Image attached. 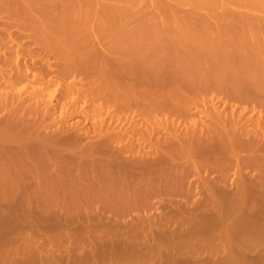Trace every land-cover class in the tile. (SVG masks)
Listing matches in <instances>:
<instances>
[{
    "label": "bare ground",
    "instance_id": "obj_1",
    "mask_svg": "<svg viewBox=\"0 0 264 264\" xmlns=\"http://www.w3.org/2000/svg\"><path fill=\"white\" fill-rule=\"evenodd\" d=\"M1 19L14 21L10 24L17 25L18 32L14 26L16 33L5 24L0 28V105L10 117L19 114L16 117L25 121L20 125L7 115L0 120V252L4 245L17 243L26 227L25 232L48 231L47 236L55 229V237L64 230L59 247L66 246V252L59 248L42 256L38 243L34 241L35 247L31 240L33 232L28 244L32 242L40 255L26 252L27 264H35L37 258L46 264H264V173L244 176L231 189L207 180L198 199L183 187L184 179L158 173L170 192L182 195L183 188L186 192L179 198H161L162 207L152 203L153 207L148 197L155 192V179L153 184L145 180L132 196L126 178L129 164L125 167L123 158L121 164L111 160L109 166L96 165L95 170L94 163L83 161L87 176L90 172L99 185L105 184L104 192L113 189L100 195L120 198L107 199L114 209L106 215L107 208L99 212L90 207L96 198H90L88 190L82 193L78 182L73 188L70 181L75 174L69 173L71 165L79 157L61 151L75 149L81 139L50 138L53 129L49 137L39 132L51 123L52 99L59 90L61 115L70 109L92 115L102 137L95 138V150L124 132L162 147L166 133L176 151L192 157L198 148L195 138L204 136L232 153L250 151L247 163L264 166V153H255L264 152V0H0ZM93 36L109 41L94 40L91 45L88 39ZM96 44L105 49L101 52ZM30 133L38 142L26 141ZM243 133L250 138L243 140ZM15 142L19 145L13 146ZM87 142L91 147L93 141ZM12 146L26 154L9 151ZM51 147L54 162L46 159L48 154L45 158L44 148ZM45 159L48 168L59 163L58 168L46 172ZM27 161L29 169H23ZM142 162L147 167L148 162ZM91 178L86 179L90 184ZM119 188L127 192L122 194ZM137 202L162 209L132 213ZM16 229L20 232L14 237ZM68 241H73L69 248ZM87 242L92 246L87 248Z\"/></svg>",
    "mask_w": 264,
    "mask_h": 264
},
{
    "label": "rangeland",
    "instance_id": "obj_2",
    "mask_svg": "<svg viewBox=\"0 0 264 264\" xmlns=\"http://www.w3.org/2000/svg\"><path fill=\"white\" fill-rule=\"evenodd\" d=\"M5 8H3V9H1V11H3ZM4 12H7V13H5L6 15L8 14V11H6V10H4ZM1 13H3V12H1ZM13 13V12H12ZM3 15V14H2ZM7 19V18H6ZM2 20L3 19H1V21H0V28H2L1 27V25L2 24H5V27H9L10 26V31L13 29L14 30V28H13V26L16 28L17 27V25H14L15 23H14V21L12 22H10L9 20H8V22L6 23V20L4 21V22H2ZM10 23H14V24H10ZM8 24V25H7ZM2 26H4V25H2ZM5 27H3V28H5ZM12 30V31H13ZM16 30H17V32H18V28H16ZM16 30H14V32L16 31ZM16 33V32H15ZM100 36V35H99ZM104 36L105 35H103V36H101V37H103L104 38ZM97 38L98 37H96V39H94V36H93V38L91 37L90 39H88V41L90 40V44L91 45H93L92 44V42H96V41H94V40H97ZM100 38V37H99ZM98 38V40H100ZM103 38H101L102 40H104ZM105 39L106 40H104V41H102V42H105V41H107L109 38H106L105 37ZM93 40V41H92ZM97 40V42L96 43H102V42H99ZM109 41V40H108ZM108 43V42H107ZM95 45V44H94ZM97 45H99L100 46V44H96V46L95 47H99V46H97ZM102 47H103V44H102ZM102 47L100 46V51L102 52ZM105 49V47H103V50ZM98 51H99V49H98ZM1 62V61H0ZM90 74V73H89ZM88 74V75H89ZM88 75H83V76H85L86 77V79L88 80V79H90V76H89V78H87L88 77ZM1 88H2V86L0 85V91H2L1 90ZM57 93V94H56ZM56 93H54V95H53V99H52V101H53V112L54 113H52V115L54 116H52L51 115V123H49L48 125H47V127L46 126H44L46 129H44V127L43 128H41V130L39 131L40 132V134L42 135V136H44V134H46L45 136H47V137H49V135H50V138L53 136V139H56V138H59V140L61 139L60 138V136H62V138H68L67 137V135H70L69 137L70 138H68L69 140L68 141H70V139H73L72 141H74L75 139H77V141L78 140H80L81 139V141H78V142H75V144L76 143H78V144H76V145H74V143H73V145L75 146V149L74 148H72L71 150L69 149V150H64V151H61V152H63L64 154H69V155H72L73 154V156L75 157L76 156V161H75V159H74V163L71 165V169H70V175H73V173H75L76 175H77V173L79 174V172H80V174L79 175H73V176H71V180L70 181H72L71 183H72V185L75 183H77L78 182V184H79V186L76 184V186L78 187V189H80V191L82 190L83 192H85L86 190H88L89 191V188H90V191L88 192V191H86L87 192V195H91L90 196V198L92 197V198H96V199H92V204H93V202H94V204L93 205H95V206H93L92 204H90V207L92 208V209H96V211H103L104 210V208H107V210L105 211V213H106V215H108L109 214V212H110V210H111V208H112V212H113V209H114V207H113V202H111V201H115V200H119V199H117V197L116 198H114L115 196L112 194V197H113V199L114 200H111L112 198H111V195H110V197L108 196L107 198H106V195L103 197V194H106L107 192V195L109 194V191H110V189L108 188V190H107V188H106V190H107V192L105 193L103 190H105V184L104 183H100V185H99V180H97V179H95V177H92V176H90L89 174H90V172H89V174H88V176H87V173H85L86 171H84L85 169H84V166L83 165H85L86 164V161H89V163L90 164H95V166H92V167H94V169L93 170H95V169H97V167H99V166H97L96 167V165H101V167H102V165L104 166V164H108V166H109V163L111 162V160H112V162L111 163H113V161H114V163L116 164H121V161H122V158H123V161L125 162H122V164L124 163V165H125V167L129 164V165H131V163L134 165H132V169H129V165H128V170H129V173L127 174V176L128 177H126L127 178V181H129V194L130 195H132V196H134V194H133V192L134 191H136L138 188H141L140 186H142L143 185V183L145 182V180H148V181H150L152 184H153V180L155 179V181H154V185L153 186H155V192L153 193H150L149 194V203L150 204H159L160 205V203L161 202H159V200L161 199V198H165V197H171V198H179L180 196L182 197V196H184L183 194H185L184 192H186V191H184V188H186V190H187V188H190L191 189V193L190 192H188V194H191L192 195V193L194 194L193 196H192V198H194V199H198V198H200L202 195H203V193H204V190H205V184L207 183L206 181L208 180H215V181H217V183H219V184H221L224 188H226V189H231V188H233L236 184H237V182L239 181V179H241V178H243L244 176H247L248 178H250V177H252L253 175H255V176H258V175H260V174H262V173H264V166H255V165H250L249 163H247V160L245 159L246 157L245 156H248L249 154H251V152L250 151H246V150H238V151H234L233 153L232 152H230V150H229V148H227V147H220V146H216L215 145V143H208V141H206V138L204 137V136H202V137H198V138H195V139H193V141L195 140V142H194V147H196V146H198V148H197V152L195 151V152H193L192 151V157L191 156H188L187 154H185V153H183V152H178V151H176L175 149H174V147L172 146V144L170 143V141H171V138L166 134V133H163V135L161 136V138H162V141H163V144H162V147H160V144L157 146L156 145V143L155 144H153V143H151V141H149V140H144V138H141V136L142 135H140V137H139V134H129V133H127V134H129V135H127L126 134V132H124V134H125V136H122V134L120 133V135H121V137H125V138H122L121 140H120V138L121 137H118V136H120V135H118L117 137L119 138H117V137H113V138H107V139H110V140H106V141H108V142H105V147H104V145H102V146H100V148H98L97 150H95V146L96 145H94V144H96L97 142H96V140H95V138L96 139H98V140H100V138L99 137H101V136H99V134H98V132L96 131V130H98L96 127H98V126H96L97 124H96V122H92V118H91V116H87L86 114L87 113H84V112H82L81 111V109L78 111V110H73V112H72V109H70V111H69V113L71 114V116L67 119V117L70 115L69 113H66V114H63V115H65V117H66V119H65V117L63 116V115H61V110H63V104H62V102H63V99H62V96L60 95V94H62V92H60L59 90L58 91H56ZM57 97H56V96ZM60 95V96H59ZM54 101H56V103L54 102ZM59 101V102H58ZM61 103V104H60ZM57 104V105H56ZM56 106V107H55ZM1 105H0V120L1 119H3V121H5L6 119H8L9 117H10V112H7V111H5L4 109H3V107H2V109H1ZM57 107L59 108V109H57ZM104 109H106V105H105V102H104ZM56 108V109H55ZM55 109V110H54ZM57 110V111H56ZM60 110V112H58ZM4 111V112H3ZM5 112H7L6 114H5ZM77 112H78V114H77ZM79 112H80V114H82L81 116H79ZM57 113H60V114H57ZM72 113H75L74 115L72 114ZM107 113V112H106ZM106 113H104V116L106 115V117L108 118L109 116H108V114H106ZM13 114V113H12ZM14 114H16V113H14ZM69 114V115H68ZM6 115H7V117L8 118H6ZM17 115V114H16ZM16 115L15 116H12V117H10V118H13L14 120L15 119H17V120H15L18 124H20V125H22L23 124V121H25V120H23V117H21V115L19 116V118H17L18 117V115H17V117H16ZM59 115H61L60 117H59ZM85 115V116H84ZM4 116V117H3ZM3 117V118H2ZM16 117V118H15ZM53 117V118H52ZM87 117V118H86ZM88 117H89V119H88ZM4 118H5V120H4ZM21 118H22V120H21ZM55 118V119H54ZM56 118H57V120H56ZM58 118H59V120H58ZM61 118V119H60ZM106 118V119H107ZM26 120H27V118H25ZM64 119H65V121H64ZM94 119V118H93ZM110 118H108L106 121L108 122V120H109ZM18 120H20V121H18ZM2 121V120H1ZM61 121V122H60ZM94 121V120H93ZM21 122V123H20ZM55 122V123H54ZM117 123L119 122V121H116ZM115 121H114V123H116ZM25 123V122H24ZM54 123V124H53ZM113 123V124H114ZM119 124V123H118ZM121 125L123 124V122L122 123H120ZM125 124V123H124ZM116 125V124H115ZM127 125V124H126ZM125 125V126H126ZM52 126V127H51ZM60 126V127H59ZM20 127H22V126H20ZM49 127H51V128H49ZM59 127V128H58ZM95 127V128H94ZM182 128H184L183 127V125L181 126ZM37 126H34L32 129H34V132H36L37 131ZM48 128H49V130H48ZM51 129H53L52 130V132L50 131ZM59 129V130H58ZM31 130V129H30ZM29 130V131H30ZM44 130H46V133H45V131ZM87 130V131H86ZM33 130H31V132H32ZM57 131V133H54V132H56ZM59 131V132H58ZM33 132V133H34ZM43 132V133H42ZM51 132V134H47V133H50ZM96 132V133H95ZM54 133V134H53ZM55 134H57V135H55ZM123 134V135H124ZM27 135V134H26ZM29 135H31V136H28L27 138H29V137H31V139H28V140H26L25 138H26V136H25V140L26 141H31V143L33 142L32 140H34L35 139V136H34V134H33V136H32V133H30ZM66 135V136H65ZM74 135V136H73ZM76 135H78V138H76ZM95 135H97L96 137H95ZM251 135H253V134H251ZM56 136V137H55ZM72 136L74 137V138H72ZM134 138H133V137ZM136 136H138V137H136ZM81 137V138H80ZM126 137H128V138H126ZM253 137V136H252ZM251 137V138H252ZM33 138V139H32ZM102 138V137H101ZM115 138H117V140L115 139ZM142 139V140H139V139ZM241 138L243 139V140H247V139H249L250 138V135H247V134H245V133H243L242 135H241ZM114 139V140H113ZM124 139V140H123ZM129 140V142H128V140ZM130 139H131V142H130ZM112 140V142H110ZM116 140V141H115ZM118 140H120V142L118 141ZM139 140V141H138ZM37 140L35 139V142H36ZM87 141H93V142H90L91 144V147H89V144H87L88 142ZM124 141V142H123ZM125 141H127V142H125ZM140 141H142L143 142V145H142V142H140ZM145 141L146 142H150V144L149 143H147V144H145ZM38 142V141H37ZM88 145L87 147H85L86 146V144ZM96 142V143H95ZM140 142V143H139ZM70 143V142H69ZM82 143V144H81ZM84 143V144H83ZM94 143V144H93ZM13 144V146H18L19 145V143H17V142H15V143H12ZM16 144V145H15ZM35 145H37L36 143H34ZM93 144V145H92ZM151 145V146H149V145ZM11 145V144H10ZM9 145V146H10ZM84 145V147H82ZM131 145H132V147H131ZM145 145V146H144ZM147 145V146H146ZM153 145V146H152ZM155 145V146H154ZM13 146L10 148V149H12V150H9V151H12L13 153L14 152H23L24 150H22L21 148H19V149H21V150H17V148L18 147H16L15 148V150H14V148H13ZM73 146V147H74ZM78 146H80L79 148H83L84 150L85 149H87V148H90V149H88L87 151L85 150L84 152H83V149H82V151H80L79 150V148H78ZM93 147V148H92ZM95 147V148H94ZM112 147V148H111ZM91 148L95 151V153H93L92 151L93 150H91ZM102 148V149H101ZM131 148V149H130ZM41 149V148H40ZM43 149V148H42ZM41 149V150H42ZM44 149H47L48 150V153H46V155H45V158H46V156H47V154L49 155V153H53L54 154V150H52V147L51 148H44ZM100 149V150H99ZM112 149V150H111ZM139 149V150H138ZM47 150H46V152H47ZM74 150V151H73ZM76 150H78V151H76ZM91 150V151H90ZM166 150V151H165ZM168 150V151H167ZM45 151V150H44ZM50 151H53V152H50ZM107 151V152H106ZM11 152V153H12ZM22 152H21V155H22ZM25 152V151H24ZM23 152V154H26V153H24ZM40 152H42L43 154H45V152H43V151H40ZM67 152V153H66ZM75 152V153H74ZM78 152V153H77ZM87 152V153H86ZM97 152V153H96ZM98 152H100V153H98ZM104 152L106 153V154H104ZM108 152H110V153H108ZM15 153V154H16ZM17 153V154H18ZM56 153V152H55ZM90 153H93V154H91V155H89ZM115 153H116V158H115V156H113V155H115ZM118 153V154H117ZM255 153L257 154V155H263V151H261V150H258V151H255ZM102 154H104V155H102ZM107 154H108V156H109V154L111 155V156H107ZM85 155V156H84ZM119 155V156H118ZM27 155H25V157H26ZM44 156V155H43ZM51 156V157H50ZM52 156H54V155H52V154H50L49 156H47V158L46 159H51L52 158ZM120 156H122V157H120ZM193 156L195 157V160L193 159ZM23 157V156H22ZM49 157V158H48ZM91 157V158H90ZM105 157V158H104ZM215 157H217L218 159L217 160H215ZM99 158V159H98ZM113 158V159H112ZM28 159V161H29V159H31L30 157H28L27 158ZM46 159H45V161H46ZM118 159V160H117ZM121 159V160H120ZM190 159H193L194 161H196L197 160V163H195V164H193L194 162H191L190 161ZM92 160V161H91ZM108 160V161H107ZM110 160V161H109ZM26 161V160H25ZM27 161V162H28ZM31 162H32V159L30 160ZM48 162H49V160H47ZM46 161V162H47ZM50 161H52V162H54V160L53 159H51ZM85 162V164H84V162ZM98 161V162H97ZM115 161H117V162H115ZM120 161V162H119ZM142 161H147L148 162V164L146 165L147 167H144L145 165H141L140 163ZM221 161V162H220ZM244 161H245V163H244ZM30 162V163H31ZM34 164L36 165L38 162H36L35 160H34ZM48 162H47V165H45V163H44V165L47 167L48 166ZM51 162V163H52ZM82 162H83V164H82ZM106 162V163H105ZM177 162H179V163H183V165L182 166H177L176 167V165H174L175 163H177ZM29 162H28V164H26L25 163V165H23V169H29V164H30ZM33 163V162H32ZM51 163H49V166L50 165H52ZM97 163V164H96ZM99 163H101V164H99ZM103 163V164H102ZM143 163V162H142ZM223 163H225L224 165H221V164H223ZM39 164V163H38ZM55 164H59V163H55ZM55 164H53L52 166H50L49 168H48V170H47V168L44 166H42L43 168H45V169H43V170H45L46 172H53V171H55L54 169H53V167L54 168H58ZM93 164V165H94ZM123 165V166H124ZM141 165V166H140ZM59 166V165H58ZM76 166V167H75ZM80 166H83V169H80V168H82V167H80ZM105 166H107V165H105ZM112 166H114V165H112L111 164V167ZM116 166V165H115ZM78 167V168H77ZM80 167V168H79ZM96 167V168H95ZM30 168H32V166L30 167ZM39 168V167H38ZM51 168H52V170H51ZM105 168V167H104ZM103 168V169H104ZM130 168H131V166H130ZM42 168H40L39 170H41ZM76 169V170H75ZM79 169V170H78ZM102 169V168H101ZM112 168H110L109 170H111ZM51 170V171H50ZM83 170V171H82ZM107 170V169H106ZM121 170H122V168H121ZM120 170V171H121ZM25 171V170H24ZM75 171H77V172H75ZM119 171V170H118ZM123 171V170H122ZM121 171V172H122ZM56 172H58L57 170H56ZM73 172V173H72ZM85 174H84V173ZM116 172H117V170H116ZM94 173V172H93ZM113 173H115V172H113ZM158 173L160 174V175H162V176H165L166 175V177L168 178V179H173V178H180V179H184V184H185V186L183 185V194L182 195H180V194H176V193H172V192H170L171 190H169V188L168 187H166L165 188V186H166V183H167V181H165L164 179H162L160 182H159V179H161L160 178V176H158ZM83 176H82V175ZM84 175H85V179H83L82 180V178L84 177ZM116 175H120L119 173H116ZM76 176V180L74 179V177ZM87 176V177H86ZM70 177V176H69ZM81 177V178H80ZM93 179H92V178ZM79 178V179H78ZM88 178H91L92 179V184H90L91 183V180L89 181V180H86V179H88ZM73 179V180H72ZM78 179V180H77ZM85 180H86V183H84L85 182ZM94 180H95V184L93 185V182H94ZM167 180V179H166ZM174 180V179H173ZM88 181V182H87ZM80 182V183H79ZM101 182V181H100ZM206 182V183H205ZM89 183V185H91V186H89V185H86V184H88ZM98 183V184H97ZM75 184L73 185V188H74V186H75ZM84 185V186H82V185ZM102 184V185H101ZM96 185H99V187L97 188L96 187ZM172 185V184H171ZM75 186V188H77ZM88 188H87V187ZM93 186H95L96 187V191H95V188H93L92 189V187ZM107 186V185H106ZM84 187V188H83ZM104 187V189L102 190V188ZM82 188V189H81ZM86 188V189H85ZM85 189V190H84ZM99 190V191H98ZM113 190V189H112ZM111 190V191H112ZM117 190V189H116ZM119 190H123V189H120L119 188ZM119 190H118V192L117 193H115L116 194V196L118 195L119 196ZM81 191V192H82ZM95 192V193H93V192ZM110 191V192H111ZM124 191V190H123ZM120 192V193H124V192ZM190 191V190H189ZM82 192V193H83ZM85 192V193H86ZM113 192V191H112ZM115 192V191H114ZM127 192V191H126ZM125 192V193H126ZM146 191H144V192H142V193H145ZM96 193L98 194V195H96ZM101 193H103L102 195H100ZM80 195H81V193H79ZM94 194H95V196H98V197H95L94 196ZM128 194V195H129ZM126 195V194H125ZM190 195V196H191ZM99 196H100V198H99ZM101 197H103V201H101ZM120 197H122L121 196V194H120ZM111 198V199H110ZM135 198V197H134ZM99 199V200H98ZM105 199V200H104ZM107 199H110L111 201H109V200H107ZM168 198H166L165 200H167ZM185 199H186V197H185ZM89 200V199H88ZM91 200V199H90ZM96 200V201H95ZM98 200V201H97ZM108 201L107 203L106 202H104V201ZM183 200V199H182ZM100 201V202H99ZM162 201H164V200H162ZM97 204H96V203ZM103 204H102V203ZM109 202H111V203H109ZM117 203H118V201H116ZM119 202H122V201H119ZM165 202H167V201H165ZM89 202H87V204H88ZM108 203L109 204H111V205H109V207L107 206L108 205ZM164 202H162V204H163ZM98 204H100L99 206H100V208L103 206V208L101 209V210H99L100 208H98L97 206H98ZM102 204V205H101ZM152 204V205H153ZM89 205V204H88ZM97 205V206H96ZM152 205H151V208H149V207H145V205L143 204V203H139V202H137V203H135V205H134V207H133V209H132V213H136V212H140V214H142L141 212H143L144 210H148V212H153V210L154 211H156L155 209H158L159 207H162L161 205L158 207V208H153L155 205H153V207H152ZM105 206H107V207H105ZM111 206V207H110ZM115 206V205H114ZM109 208H110V210H109ZM159 209H162V208H159ZM109 210V211H108ZM150 210V211H149ZM6 211H7V209H6ZM116 211V209L114 210V212ZM8 212V211H7ZM112 212L110 213V214H112ZM104 213V212H103ZM154 213V212H153ZM143 214H144V212H143ZM114 215V214H113ZM20 228H21V226H20ZM26 228V227H25ZM25 228H24V230L23 229H21V234L19 233L20 232V229L18 230V229H16L14 232H13V234H12V236H14V233L16 232V231H18V233H19V239H17V243L16 242H14V241H12L11 243L12 244H7V245H4V247H3V249H2V251L0 252V264H27V261H28V257L27 256H29V255H27L29 252H30V254L31 253H33V252H35L38 256L40 255L39 254V252L38 251H40V253H41V255L43 256V255H47V253H50V252H52V251H58V249L60 248L59 247V242H60V244H61V234L63 235V233H64V230L61 232V231H59L58 230V232H61L60 233V235L58 234V235H56V236H59V237H55L54 235H52V234H55V231L54 230H52L51 232V235L50 234H48V235H50L54 240H51L52 238L50 237V236H47V233H48V231H47V233H46V231H42V229H36V231H32L31 230V228L29 229L28 228V230L30 231H32V232H30V235H29V232H28V230L26 229V232H25ZM40 231V232H39ZM54 231V232H53ZM25 234L26 233V235L28 236H26V235H24V240H23V238L21 237V235H23V233ZM33 232H35V237H36V239L38 240H36V239H34L35 237H33L34 236V233ZM57 232V231H56ZM28 233V234H27ZM32 233H33V235H32ZM50 233V232H49ZM57 234V233H56ZM15 235H16V233H15ZM18 235V234H17ZM16 235V236H17ZM16 236H14V237H16ZM26 236V237H25ZM30 236V237H29ZM31 236L33 237L32 239H31ZM38 236H40V237H38ZM13 237V238H14ZM38 237V238H37ZM50 237V238H49ZM22 238V239H21ZM57 240H56V239ZM59 238V239H58ZM63 238H64V240L67 238V237H64L63 236ZM62 238V239H63ZM15 239V240H16ZM21 239V240H20ZM28 239H31L32 240V242H33V244H34V246L35 245H37V244H35V242L36 243H38V245H39V249H38V251L32 246L33 244H32V242L30 243V244H28ZM19 240V241H18ZM26 240V241H25ZM59 240V241H58ZM22 241H24V242H22ZM30 241V240H29ZM35 241V242H34ZM40 241H41V244H39L40 243ZM63 241V240H62ZM43 242V243H42ZM66 242V241H65ZM69 242V244L67 245V248H69V246H70V243H72V242H70V241H68ZM63 243H64V241H63ZM62 243V244H63ZM75 243V242H74ZM81 243V241L79 240V244ZM88 246H87V245ZM86 244H84V245H86L87 246V248H89V247H91L92 246V244L90 245V243L89 242H87ZM41 245V246H40ZM73 245H75V244H73ZM81 245V244H80ZM79 245V246H80ZM90 245V246H89ZM62 246V245H61ZM85 246V247H86ZM36 247V246H35ZM66 247V246H65ZM64 246L63 247H61L60 248V250H62V251H64V248H65ZM72 247V246H71ZM70 247V248H71ZM59 250V251H60ZM26 252H28V253H26ZM64 252H66V251H64ZM26 253V254H25ZM27 255V256H26ZM35 264H46L45 262H44V260H43V258L41 259V258H37V260H36V262H35Z\"/></svg>",
    "mask_w": 264,
    "mask_h": 264
}]
</instances>
